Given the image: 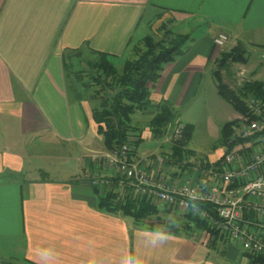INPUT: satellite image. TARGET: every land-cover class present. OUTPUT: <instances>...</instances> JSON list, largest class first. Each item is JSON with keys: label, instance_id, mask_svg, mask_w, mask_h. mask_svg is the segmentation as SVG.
<instances>
[{"label": "crops", "instance_id": "0c3cea01", "mask_svg": "<svg viewBox=\"0 0 264 264\" xmlns=\"http://www.w3.org/2000/svg\"><path fill=\"white\" fill-rule=\"evenodd\" d=\"M160 18L191 35L158 81L147 84L152 109L167 103L177 113L214 72L224 46L264 51V0H0V264H37L35 248L48 245L57 264H87L90 250L101 264H116L122 249L142 246L137 225H155L163 222L161 212L175 211L152 203L158 213L136 221L99 208L103 192L96 194L87 176H111L95 159L109 153L93 102L80 99L63 60L74 49L128 58L149 35L146 25L152 30ZM186 23L191 30L183 33ZM218 34L228 37L223 47L214 45ZM231 69L223 70L229 85ZM145 163L157 176L158 164ZM174 228L165 245L146 250L147 264H250L222 235L184 223Z\"/></svg>", "mask_w": 264, "mask_h": 264}, {"label": "trees", "instance_id": "16d2710c", "mask_svg": "<svg viewBox=\"0 0 264 264\" xmlns=\"http://www.w3.org/2000/svg\"><path fill=\"white\" fill-rule=\"evenodd\" d=\"M160 39L159 41L152 36H145L140 43L143 47L140 48V43L135 44L131 48L132 58L126 60L122 66L121 71H117L115 67L109 62L110 58L107 54L88 51L94 55L97 61L92 63L88 62L91 72L100 74L99 77H92L95 85L101 87L94 90L92 94L87 97V101L97 102L99 107L92 109V118L97 127V133L102 137V143L106 151L113 152L118 150L122 145H137L141 140L139 136V128L134 125L133 118L138 114L148 110L152 105L150 96V88L147 84H155L160 78L163 67L171 63L177 58L183 50L187 35L174 34L172 37ZM83 49H74L64 52L63 60L66 70L68 61L77 58ZM84 51V50H83ZM241 47L238 46L234 49V53H229V56H222L217 64L216 70L213 75L216 79V92L217 95L225 103L229 104L232 109L237 113H245L248 108L245 103L244 96L252 94L256 99L260 100L264 106V83L262 82H248L242 85L238 93L230 89L221 80L220 70L226 69L224 62L228 61L227 58L241 62ZM75 83V82H74ZM76 84V83H75ZM88 83H84V93L89 90ZM77 93L80 99L82 98L79 90L82 89L76 84ZM80 88V89H79ZM111 91V92H109ZM112 93V94H111ZM86 100V99H85ZM157 111L151 117L148 123V128L153 139L161 138L167 127V124L173 122L177 118L175 110L167 103H159L156 105ZM237 126L235 120L229 121L223 125L221 131V143L225 145L228 137L233 134L234 128ZM192 133V126L185 125L182 133V140L176 141L171 146L172 157L181 160L184 151L182 148L186 146V141L190 139ZM187 141V142H188ZM245 143L244 140H238L230 149L238 144ZM133 153V150L130 151ZM96 194L102 190L100 187L94 186ZM104 195H99V208L113 213H120L124 216H129L136 221L147 219L158 213V208L147 198L131 200L125 197L121 200L115 190H104ZM203 209L209 210L213 214V207L209 204H199ZM184 227L189 229L191 227L206 231L211 237L217 238L220 236L219 230L212 227L207 221L199 217L192 216L191 214L184 215ZM175 231V228L172 229ZM250 264H264V259L248 255Z\"/></svg>", "mask_w": 264, "mask_h": 264}, {"label": "built area", "instance_id": "2783aa9c", "mask_svg": "<svg viewBox=\"0 0 264 264\" xmlns=\"http://www.w3.org/2000/svg\"><path fill=\"white\" fill-rule=\"evenodd\" d=\"M213 41L220 47L228 37L218 34ZM247 103V123L241 120L242 126H237L239 130L231 135L229 147L238 138L245 143L225 149L217 162L203 161L191 167L184 161L183 165L192 171L184 181H170L160 170L155 177L148 174L143 165L129 161L127 145L95 159L118 175L117 186L127 190L126 195L147 198L183 216L199 217L247 255L264 259V108L254 99ZM161 163L163 159L158 158V169ZM87 177L96 187L114 184L110 175ZM193 192L202 197L199 204L213 207V214L200 206L199 212H193L188 201Z\"/></svg>", "mask_w": 264, "mask_h": 264}, {"label": "rangeland", "instance_id": "374dc122", "mask_svg": "<svg viewBox=\"0 0 264 264\" xmlns=\"http://www.w3.org/2000/svg\"><path fill=\"white\" fill-rule=\"evenodd\" d=\"M150 18L152 19L151 21L153 23L155 21V18H153V16H148V19ZM170 23L171 21L166 19L163 20L160 18V20L154 23L155 25L153 24L152 30H149V25L147 24L144 29L146 30L145 31L146 33L144 34H149L158 41L160 39L169 38L166 36L172 37L174 34L191 35V33H186V31L191 30V27L187 25V23L183 26L181 25L179 28L183 31V33L186 34H182L181 32L172 29ZM187 36L189 38V35ZM238 46H240L242 50L240 56L241 58H239L241 62L233 61L229 58H227L228 60L227 62L226 61L224 62V64H226L227 66L226 69L230 67L232 68L230 73H232L233 75L232 80L235 83H232L231 85H229V83H226L224 79L225 76L223 74L224 73L223 70L221 69L219 72L222 82L226 84L230 89L236 91L237 93L238 90H240L242 85L245 83L248 82L264 83V51L262 52L257 51L255 52L256 53L255 54L253 52H250L247 48H244L242 44H236L231 47L224 46L222 50L223 52L220 55L216 64H214L213 69L216 70L215 67H217V64L221 60L222 56L224 55L229 56L230 55L229 53H234V49H236V47ZM141 47H143V43H140V48ZM247 52L249 54H247ZM131 58L132 55L130 54L128 58L123 57L122 60L119 59L112 60L109 58L108 60L119 72L121 71L125 61L128 59L130 60ZM67 61H68V67H67L68 76L72 78L73 82H75L79 87L80 86L82 87V89L79 90V93H81L80 96L84 98V100L85 99L87 100V97L90 94H92L94 90H98L101 88L98 85H95L94 81L92 82L90 77L91 73L93 74L92 77L94 78L99 77L100 74L91 72L89 66L87 65L88 62L92 61L93 63L94 61H97L96 57L90 54L89 52L82 50L81 53L77 55V58L72 59V66H71V60L70 61L67 60ZM244 70H247V73H245ZM245 77L248 78L244 79ZM84 83H88L87 85H90L89 90L86 94L83 92L85 88L84 86H86L84 85ZM216 83L217 82L213 75V72H208L207 74H205L200 87L194 92H192L190 100H188L184 106H181L177 110V118L173 122L167 124L164 135L159 139H153L149 134L148 132L149 128L147 127L149 120L156 113L155 111H157V109H152V105H151L148 108V110H145L144 112L134 117L133 123L135 126H137L140 129L139 136L141 137V140L137 143V145L136 144L132 145V149L130 148L131 146L127 145L129 147V154H130L129 161H132L133 163L138 162L141 165L145 166L146 160L154 161V163L156 164L157 159L161 158L163 159V163H161V169H160L162 174L167 177L169 176L168 179L170 181H174L175 179L178 180L181 179V181H184L186 180L185 178L188 177L189 175L184 173L186 169L187 170L189 169L188 166L195 167L196 163L198 162L203 163V161L204 162L209 161V158L211 160H215L225 152L224 150L225 147L229 149V141L231 140L232 136L228 137L227 141H225L226 143H224L225 145L221 143L222 141L221 131L223 125L228 120L231 119L232 115L235 116L234 119H236L235 122H237L238 128L242 126L241 120L243 122H246V119L249 118L247 117V113L249 112V108H248L249 102L247 103V100L249 101L250 99H254L256 101H259L262 106L263 104L260 100L256 99L252 94H246L244 96V99H245V103L247 104L248 110L245 113H237L232 109V107L229 104L223 102L218 97V95L216 94ZM97 107H99L98 103L96 101L93 102L92 109ZM189 124L190 126H192L191 137L189 141L187 140L188 142L186 141V146L182 148V150L184 151L183 158L181 160H178L172 157L171 146L174 145L176 141L183 139L181 137H183L182 133L184 131L185 125H189ZM238 128L236 129L234 128L233 134L237 133V130H239ZM238 140L241 141V139L239 138ZM234 143L235 141L231 145L233 146ZM132 150L133 153L130 152ZM184 161L187 162L188 166L183 165ZM102 166L104 167L105 165ZM171 174H175L176 177H173L174 175ZM180 174H183V176H179ZM118 179L119 178L117 174L111 173L110 180L111 181L113 180L114 184H112V186L110 187H105V188L101 187L102 192L104 190L116 191V189H120V193L117 191L116 192L118 193V196L121 198V200L125 199V197L130 198L128 195H126L127 192L126 193L124 192L125 190L124 188L117 186ZM161 206H163L164 209L166 210L168 209L164 205ZM177 213L178 212L175 210V211H171L170 215L167 214L165 215L164 212H161L160 215L163 218L162 220H164L165 217H169V216L174 218L177 221V225H178L177 227H181V224L185 223L184 221L185 219L183 215H177Z\"/></svg>", "mask_w": 264, "mask_h": 264}, {"label": "clouds", "instance_id": "9594fccd", "mask_svg": "<svg viewBox=\"0 0 264 264\" xmlns=\"http://www.w3.org/2000/svg\"><path fill=\"white\" fill-rule=\"evenodd\" d=\"M201 199L202 197L198 193L189 194V206L194 213L199 212L198 202ZM177 226V221L170 216L155 225H137L142 246L122 249L116 264H147L146 250L158 249L165 245L171 238L172 228ZM34 255L37 258V264H57L58 254L54 246H38L34 250ZM87 264H101L94 250H90Z\"/></svg>", "mask_w": 264, "mask_h": 264}]
</instances>
